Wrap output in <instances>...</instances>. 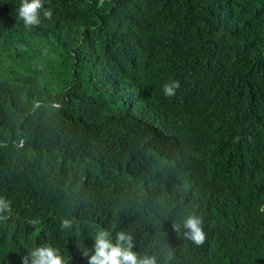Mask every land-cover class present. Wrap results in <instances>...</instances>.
Returning <instances> with one entry per match:
<instances>
[{"label":"trees","instance_id":"trees-1","mask_svg":"<svg viewBox=\"0 0 264 264\" xmlns=\"http://www.w3.org/2000/svg\"><path fill=\"white\" fill-rule=\"evenodd\" d=\"M19 4L0 0V264L44 244L87 264L100 230L157 264H264V0H44L32 28Z\"/></svg>","mask_w":264,"mask_h":264},{"label":"clouds","instance_id":"clouds-1","mask_svg":"<svg viewBox=\"0 0 264 264\" xmlns=\"http://www.w3.org/2000/svg\"><path fill=\"white\" fill-rule=\"evenodd\" d=\"M18 16L25 28L38 27L41 24V13L46 19H51L52 10L44 7V0H20L17 9ZM165 97H173L180 87L179 81H170L163 86ZM11 210V202L0 197V214ZM62 228L71 227L69 220H63ZM173 227L179 231L180 225ZM184 236L197 246H202L206 240L203 218L195 213L189 215L183 222ZM134 243L130 234L119 231L113 242L112 234L100 230L95 237L91 254L85 253L87 264H157L156 258L150 255L140 256L134 250ZM21 264H67L57 249L49 244L34 248L27 255L21 257Z\"/></svg>","mask_w":264,"mask_h":264}]
</instances>
